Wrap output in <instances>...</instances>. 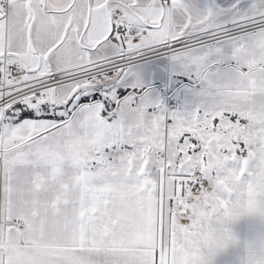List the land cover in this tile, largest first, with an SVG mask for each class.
Listing matches in <instances>:
<instances>
[{"label":"snow or ice","instance_id":"1","mask_svg":"<svg viewBox=\"0 0 264 264\" xmlns=\"http://www.w3.org/2000/svg\"><path fill=\"white\" fill-rule=\"evenodd\" d=\"M0 264H264V0H0Z\"/></svg>","mask_w":264,"mask_h":264},{"label":"crops","instance_id":"2","mask_svg":"<svg viewBox=\"0 0 264 264\" xmlns=\"http://www.w3.org/2000/svg\"><path fill=\"white\" fill-rule=\"evenodd\" d=\"M246 227H247V226H243V227H242V229H241L242 234H243L244 231H246Z\"/></svg>","mask_w":264,"mask_h":264}]
</instances>
